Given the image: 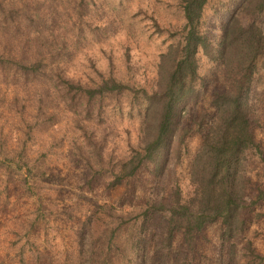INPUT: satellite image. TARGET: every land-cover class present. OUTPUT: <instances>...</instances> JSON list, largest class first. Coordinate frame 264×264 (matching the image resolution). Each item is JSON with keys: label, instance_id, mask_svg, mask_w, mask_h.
I'll list each match as a JSON object with an SVG mask.
<instances>
[{"label": "trees", "instance_id": "16d2710c", "mask_svg": "<svg viewBox=\"0 0 264 264\" xmlns=\"http://www.w3.org/2000/svg\"><path fill=\"white\" fill-rule=\"evenodd\" d=\"M52 1L0 0V72L3 76L10 73L23 84L31 83L36 115L54 109L72 114V123L87 145L85 154H80L83 186L88 190L100 186L106 194L80 223L74 264H169L178 235L183 256H193L196 235L213 225L222 243L242 236L247 214L259 218L262 213L255 210L264 203L263 186L250 189L246 174L249 163L264 172V150L252 133L250 97L255 77L264 69V31L243 18L264 12V0H241L213 36L201 27L207 0H175L182 22L174 32L165 29L169 41L158 54L147 87L136 86L110 69L97 79L68 75V36L54 29ZM102 2L65 0L61 11L69 14L68 30L76 43L86 31L99 36L113 25L114 18L106 15ZM109 2L116 8L124 1ZM151 20L154 32L164 31ZM122 55L128 61L127 48ZM200 56L222 69L225 85L214 90L210 111L200 113L191 124L181 113L201 93ZM49 89L56 96V105L51 107L42 104ZM109 116L134 123L133 136L125 127L126 151L115 159L104 153V132L96 137L91 129ZM193 134L198 147L180 180L170 179L150 195L128 186L140 169L157 178L169 160L180 165L186 140ZM31 150L22 145L16 151L17 169L34 166L29 164L27 152ZM9 168L6 164L0 178L7 176ZM98 212L104 219L101 229L93 233L90 223ZM243 250L247 261H264L249 240ZM228 254L220 264L233 263L232 249Z\"/></svg>", "mask_w": 264, "mask_h": 264}, {"label": "rangeland", "instance_id": "374dc122", "mask_svg": "<svg viewBox=\"0 0 264 264\" xmlns=\"http://www.w3.org/2000/svg\"><path fill=\"white\" fill-rule=\"evenodd\" d=\"M122 1L123 6L112 8L114 1L110 3L104 0V10L106 15L114 18L113 25L99 36H91L86 31L79 43L75 42L68 30L69 14L61 11L66 6L65 0L50 3L55 8V31L68 36L66 43L71 55L67 62L68 75L97 79L98 75H106L110 69L136 86H149L158 54L164 51L169 41L165 29L174 32L180 26V11L175 0ZM240 2L207 0L201 25L206 34L215 35L220 24L229 18ZM33 6L29 5V8ZM151 18L164 31L154 32ZM243 19L253 21L264 31V12ZM126 48L128 61L125 62L122 53ZM198 64L199 74L203 78L201 93L181 113L185 116V122L191 124L200 113L210 111L214 90L225 85L219 66L203 56H200ZM3 74L0 72V172L6 164L10 168L7 176L0 178V264H74L80 223L106 194L100 186L96 185L92 190L83 186L85 169L81 155L87 149L82 133L72 123V114L54 109L52 113L41 111L36 115V97H33L31 83L23 84L22 80L13 79L10 73L7 76ZM250 97L254 108L252 133L264 150V69L255 77ZM43 99L42 104L47 107L56 105L52 89ZM58 120L59 124L55 125L54 122ZM125 127L131 130L133 136L134 123L126 118L119 120L109 116L104 124L91 128L95 130L96 137L104 132L107 141L104 153L107 157L110 155L111 159H115L125 153ZM198 142L196 134L186 140V155L180 165H172L169 160L163 174L157 178L146 169H140L128 186L135 187L136 193L140 189L150 195L160 191L161 185L170 179L180 180ZM22 145L25 149L32 148L31 152H27L29 164H34L31 170L25 166L17 169L15 154ZM246 174L250 176V189L257 184L264 188V172H260L256 165L247 164ZM115 194L113 192L111 196ZM255 211H260L262 216L254 218L251 212L247 214L242 236L225 243L218 238L216 225L199 232L193 256H183V251L177 245L178 235L169 264H220L229 255L230 249L233 251L231 264H264V261L258 263V259L254 263L247 261L242 255L246 240L251 242L257 253L264 255V203L257 206ZM103 219L99 212L95 214L90 223L93 233L101 229Z\"/></svg>", "mask_w": 264, "mask_h": 264}]
</instances>
